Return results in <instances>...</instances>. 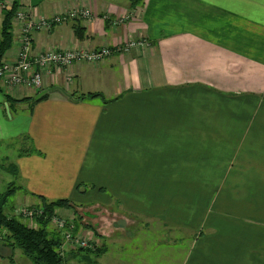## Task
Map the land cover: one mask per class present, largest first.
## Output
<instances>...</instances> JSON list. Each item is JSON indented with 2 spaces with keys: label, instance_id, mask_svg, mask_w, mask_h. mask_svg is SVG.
<instances>
[{
  "label": "crops",
  "instance_id": "obj_1",
  "mask_svg": "<svg viewBox=\"0 0 264 264\" xmlns=\"http://www.w3.org/2000/svg\"><path fill=\"white\" fill-rule=\"evenodd\" d=\"M14 2L37 18L92 14L34 34L33 54L146 45L45 74L37 90L2 87L30 100L10 103L8 118L0 94V167H12L0 169L9 171L0 192L15 185L18 206L69 200L76 209L57 216L96 241L106 261L113 237L147 228L180 234L173 240L183 251L169 264H264V0H143L135 9L130 0ZM2 21L0 8V30ZM12 35L3 63L18 53L14 22ZM51 88L63 92L31 106ZM81 94L107 103L73 98ZM21 146L42 156L20 157ZM102 212L110 220L98 223ZM11 254L0 246L1 258Z\"/></svg>",
  "mask_w": 264,
  "mask_h": 264
},
{
  "label": "built area",
  "instance_id": "obj_2",
  "mask_svg": "<svg viewBox=\"0 0 264 264\" xmlns=\"http://www.w3.org/2000/svg\"><path fill=\"white\" fill-rule=\"evenodd\" d=\"M13 7H15L14 0H0L2 11H11ZM91 18L92 14L84 9H72L63 14L53 15L50 18H37L28 10L16 6L14 9V24L18 32L19 49L13 62H0L1 87L5 88L6 91H11L17 87L37 90L41 88L45 74L68 69L75 63L96 65L110 57L113 52L128 53L138 47H145V41L140 39L137 41L130 40L115 49L105 47L92 52L81 49L74 51L48 50L33 54L31 45L34 34L50 33L55 27L65 23L90 20ZM41 210L39 208L37 214L42 215ZM56 211L50 223L61 236L62 244L59 248L61 256H64V249L67 247L71 248L72 251H94L99 246L96 241L89 240L80 233H75L73 224L65 218L58 217ZM13 213L24 220L31 219L34 216L33 211L28 207L18 206ZM33 228H36V226L33 225Z\"/></svg>",
  "mask_w": 264,
  "mask_h": 264
},
{
  "label": "trees",
  "instance_id": "obj_3",
  "mask_svg": "<svg viewBox=\"0 0 264 264\" xmlns=\"http://www.w3.org/2000/svg\"><path fill=\"white\" fill-rule=\"evenodd\" d=\"M130 1L131 9L143 7V0ZM15 7H13L11 11H2L3 21L0 30V62L4 55L11 49L13 44L12 20L14 18ZM83 31L84 30L79 25L74 26V34L78 40L83 39ZM0 94L3 95L7 103L19 104L22 102H29L30 100H15L9 98L8 95L3 92L1 85ZM49 96L50 95L47 94L37 101H32L31 106L33 107L35 104L47 100ZM73 98L79 102L99 98L104 104L107 103V101H105L99 94L74 95ZM23 140L30 141L27 136H25ZM20 149V157L32 155L42 156V154L34 149L33 146H21ZM9 167L12 168L11 166ZM16 190L15 185H9L6 192L0 194V246L9 248L11 253H14V251H20L22 256H24V264H67L64 256H61L59 251L62 244L61 236L55 231V228L51 227L50 220L56 210H75L76 207L69 200L48 202L42 197H37L40 203L37 206L20 205L21 207H28L34 213V216H32L31 219L24 220L22 217H17L13 213L16 206L13 205L14 202L11 201V198L16 195ZM39 208L42 209V215L37 214ZM75 220L81 221L79 216ZM33 225H35L36 228H33ZM81 252L101 255L104 253V249L96 247L94 251H75V253ZM13 255L11 254L9 257V264H15Z\"/></svg>",
  "mask_w": 264,
  "mask_h": 264
},
{
  "label": "rangeland",
  "instance_id": "obj_4",
  "mask_svg": "<svg viewBox=\"0 0 264 264\" xmlns=\"http://www.w3.org/2000/svg\"><path fill=\"white\" fill-rule=\"evenodd\" d=\"M13 22L14 18L12 20V24ZM7 105L8 107H5V114L9 118V113H11L13 110L11 109L12 105L10 103H7ZM3 165V167L11 170L9 165ZM3 167H0V169L3 170ZM7 173H9V171H0V176H4ZM9 176H11V173ZM7 188L8 186L4 187L0 194L6 192ZM17 198V194L11 198V201L14 202L13 205L16 207H18L17 202L18 204H21ZM84 213H86L87 216L93 215L91 210H86ZM102 213L104 216L101 214L94 215L98 223H100V219H105L106 221L110 220L107 217V213ZM90 218L91 217H89L88 221L86 220V222L91 224L93 221H91ZM83 223H85V221ZM98 223L97 225H99ZM165 234L166 233H164L162 236L159 234L156 235L146 228L139 230L136 229L132 233L128 231V234L125 235L124 241L121 237H113V240L110 243L112 248H109L111 253L110 261L104 260L102 255H95L93 253L86 252L75 253V251H71L73 253L70 255H64V259L66 260L67 264H124V260H126L128 264H169L172 260L173 262H176L183 251L182 246H179L176 241L174 242V240H176L175 237H179L180 234H173L172 236ZM116 244L120 245L115 246ZM12 254H14L13 260L15 261V264H21L24 262V256H22L20 251H14ZM0 261H5L0 262V264H8L9 258L6 259L4 257H0Z\"/></svg>",
  "mask_w": 264,
  "mask_h": 264
},
{
  "label": "water",
  "instance_id": "obj_5",
  "mask_svg": "<svg viewBox=\"0 0 264 264\" xmlns=\"http://www.w3.org/2000/svg\"><path fill=\"white\" fill-rule=\"evenodd\" d=\"M56 90H58V91H60V92H63L61 89H58V88H51V89H48V90H46V91H43L42 93H40L39 95H37V97L34 98V101H37V100H39L41 97H43V96H45V95H47V94H49V93H52V92H54V91H56Z\"/></svg>",
  "mask_w": 264,
  "mask_h": 264
}]
</instances>
